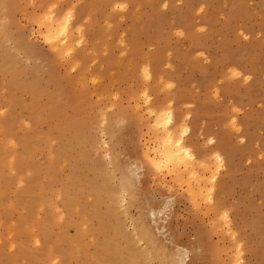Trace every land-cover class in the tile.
Segmentation results:
<instances>
[{"label": "rangeland", "instance_id": "374dc122", "mask_svg": "<svg viewBox=\"0 0 264 264\" xmlns=\"http://www.w3.org/2000/svg\"><path fill=\"white\" fill-rule=\"evenodd\" d=\"M32 1L36 0H20L22 8L15 11L16 19L42 51H47L37 21L30 18L42 7ZM95 3L53 0L50 6L57 15L70 9L73 16L82 6L90 8L81 14L77 25L81 40L75 41L72 48L83 55L80 61L84 62L85 74L82 87L88 92L87 102L84 99L87 126L83 134L65 132L72 151L60 176L47 174L44 166L37 169L41 183L55 191L52 198L61 211L58 224L69 235L74 234V228L65 224L64 201L69 197L84 193L82 205L94 207L96 196L91 185L104 183L115 191L122 168L114 162L134 161L146 173L143 148L152 143V135L142 120H150L149 109L158 108L165 114L172 112L177 136L189 145L194 160L183 156L188 162V168L181 170L183 180L163 169L156 179L147 177L133 199L129 193L119 191L109 197L119 212L124 232L135 233L133 217L139 203L156 207L173 201L161 237L165 243L188 248L185 264H215L218 258L222 264H264V0ZM19 61L24 77L31 79L33 69L24 60ZM143 66L153 76L144 77ZM60 69L65 70V66L62 64ZM70 71L76 74L78 70ZM7 78L3 75L5 83ZM40 81L45 91L37 100L45 105L54 86L46 70ZM4 94L0 113L13 112L24 120L23 126L16 129L21 136L24 129L34 125L28 104L7 103ZM25 99L30 102L28 95ZM48 110H41L44 122L37 127L49 129L51 156L55 158L62 143L57 126L65 125L72 111L67 106L66 116H53L51 121ZM102 123H112L118 129L116 135L106 132ZM13 147L17 153L22 150L20 142ZM217 153L224 159L221 165ZM47 160V149L27 157L30 165ZM106 167H111V173L106 174ZM16 186L13 184L12 189ZM76 202L81 205L79 197ZM26 213L18 206L14 217ZM73 216L78 218L80 212ZM29 239L32 247L44 241L36 228L30 231ZM235 255L240 261H233ZM158 262L156 257L147 264ZM14 264H21V260Z\"/></svg>", "mask_w": 264, "mask_h": 264}, {"label": "bare ground", "instance_id": "6f19581e", "mask_svg": "<svg viewBox=\"0 0 264 264\" xmlns=\"http://www.w3.org/2000/svg\"><path fill=\"white\" fill-rule=\"evenodd\" d=\"M32 2L42 7L40 13L32 14L30 18L37 21L39 34L48 44L47 51H42L40 45L32 40L28 30L18 23L15 11L22 8L20 0H0V9H3L0 13V103L3 102L1 95L4 93L7 94L3 95L7 103L18 102L24 105L25 101L34 124L24 129L19 136L16 129L23 126L24 120L13 112L0 113V264H14L18 259L21 264H147L156 257L159 259L158 264H185V259L189 256L188 248L181 247L178 243H165L161 237L165 234V223L172 214L173 201H165L156 207L139 203L138 212L133 217L135 233L128 235L120 223L119 212L112 202L113 199L109 198L119 191L129 193L133 199L138 186L149 176L156 179V175L163 169L172 172L178 180L184 179L185 174L181 170L183 167L188 168V162L185 163L183 156L194 160V153L182 137L177 136L178 128L172 124L171 111L165 114L164 111L157 110L158 108H151L148 112L151 119L143 117L142 125H147L149 135H152V143L143 148L146 173L142 170V165L134 161L114 162L118 169L122 168V176L115 191L104 183L100 186L91 185L90 190L96 196L94 207L82 205L81 197L85 196L84 193L69 197L64 201L65 224L74 228V234L69 235L65 227L58 224L61 211L56 209V201L52 198L55 191L41 183L37 169L44 166L47 168V174L60 176L61 167L72 151L71 141L65 132L69 131L73 135L83 134L82 131L87 126L84 99L87 102L88 92L82 87L85 75L83 55L72 48L75 41L81 40V37H78L80 27L77 28L81 14L87 13L90 8L82 6L75 16L71 14L70 9L57 15L50 8L53 0ZM20 59L26 62L24 64L29 69H33L34 76L31 79L24 77L23 65H19ZM62 64L65 70L60 69ZM72 68L78 70L76 74L71 73ZM43 70L48 72L50 82L54 86V93H50L45 105L37 100L45 91L40 81ZM141 73L144 77L152 75L146 66H143ZM3 75L8 76L7 83ZM78 85L81 88L77 89ZM26 95L30 97V102L26 101ZM67 106L71 109L72 116L67 118L65 125L57 126L62 143L54 158L51 156L49 145V129L42 130L37 125L44 122L40 113L45 107L49 108L48 113L52 121L53 116H66ZM102 124L106 132L116 135L118 129L112 123ZM138 130L141 134L142 128ZM17 142L22 145L19 153L13 147ZM46 149L48 160L45 163H27V157L31 154ZM216 158L219 162L223 159L219 153ZM105 171L106 174L111 173V167H106ZM104 179L105 176L101 181ZM13 184L18 186L12 189ZM77 197L81 205L76 202ZM18 206L25 208L27 213L19 214L15 218ZM79 212L80 216L74 218L73 214ZM34 228L44 239L36 247L31 246L29 239L30 231ZM139 240L143 241L141 245ZM123 242L125 244H122ZM240 259L235 255L233 261ZM215 264H222L219 258L215 260Z\"/></svg>", "mask_w": 264, "mask_h": 264}]
</instances>
